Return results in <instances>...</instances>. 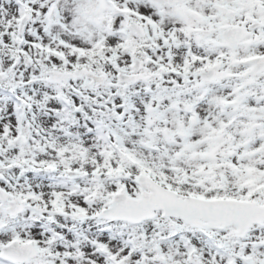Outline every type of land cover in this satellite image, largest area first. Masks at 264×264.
Returning <instances> with one entry per match:
<instances>
[{"label":"snow or ice","instance_id":"6c2138e0","mask_svg":"<svg viewBox=\"0 0 264 264\" xmlns=\"http://www.w3.org/2000/svg\"><path fill=\"white\" fill-rule=\"evenodd\" d=\"M0 264H264V0H0Z\"/></svg>","mask_w":264,"mask_h":264}]
</instances>
